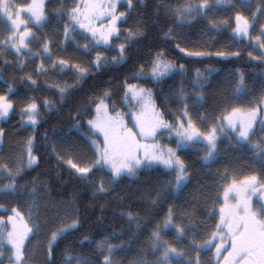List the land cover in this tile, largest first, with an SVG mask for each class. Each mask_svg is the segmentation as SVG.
<instances>
[{
    "label": "snow or ice",
    "instance_id": "obj_1",
    "mask_svg": "<svg viewBox=\"0 0 264 264\" xmlns=\"http://www.w3.org/2000/svg\"><path fill=\"white\" fill-rule=\"evenodd\" d=\"M124 2L127 3L129 11L134 7L133 0H72L70 6L60 3L49 13L47 0H0V53L14 54V59L3 60V65L6 68L12 63H17L19 70L23 72L27 62H34L39 58L41 62L35 67L37 76L46 75L49 67L53 71L59 69L62 74L71 72L72 83L49 85L57 88L60 102L64 103L66 97L81 88L90 76L110 67L123 65L132 59L133 45L138 44L139 38L144 35L142 24L138 23L135 28L125 29L122 42L113 43L114 40H120L122 33L119 25L125 22L129 14V11H120ZM224 4L231 5L232 0H185L173 10V14L178 24L201 18L207 19L210 29L230 27L234 38H247L254 42V47L264 50V22H260L261 18H264V0H259L250 16L236 11L231 19L209 18L210 11ZM236 6L243 8L249 5L247 0H239ZM61 19L64 20L62 38L58 31ZM53 21H56L57 31L44 33L42 29ZM257 23L258 32L252 35ZM172 34L173 29L169 28L163 35L167 40L172 38ZM77 37H81L85 43L79 44ZM57 42L60 53L67 52L69 43L74 44V51L88 57L87 64L76 58H66L64 55L54 58L53 47ZM175 47L186 57L239 56L238 52L218 51L213 54L189 51L181 47L179 42ZM110 52L115 54L109 59ZM249 56L264 63V51L259 56H253L252 52H249ZM48 61H51L50 65ZM134 69L132 75L126 76L121 85L123 97L120 108H117L115 103H108L113 93L106 88L89 97L84 113L77 109L72 115L71 119L75 122L72 128L77 132L85 127L81 124V116H90L83 133L92 151V158L87 163L78 161L71 154L65 156L58 153L55 146L52 149L57 152V159L68 166L76 179L89 183L93 196L113 192L119 181L125 177H137L143 169H162L168 179L143 195L150 198L149 209H156L169 200L175 201L192 179L190 165L181 154L187 155V150L201 146V167H210L219 158V144L224 136L227 137L230 147L255 153L253 160L259 164L261 173H264V118L259 116V113L264 111V95L255 101V106L247 109L236 106L230 110L224 108L219 115L211 119L207 128H203L207 117L201 114L194 118L192 113L196 108L190 107L189 104L191 101L193 105H204L203 89L208 78L198 68L192 82L193 88L197 89L195 98L193 99L183 85L175 92L173 102L178 105V110L173 120L165 119L164 111L155 102L153 89L138 81L161 83L166 77L177 73L183 76L186 71L185 64H177L168 59L161 48L152 54L150 63L134 65ZM208 71L210 75L213 70ZM20 79L27 81L31 86L38 83L32 74H25ZM0 80H3V77H0ZM244 87V77L241 73L236 84L237 97L243 93ZM13 95H16V90L8 83L7 91L0 92V120L8 118L15 111ZM167 99L170 97H166ZM42 105L49 112L55 108L54 102L48 98L43 99ZM40 109L41 102L35 97L26 98L20 108L22 125L35 130L40 123ZM257 121L259 128L256 126ZM165 132L170 141L174 140L175 147L160 143V137ZM3 136L4 130L0 128V143ZM33 145L34 137L29 136L14 166L0 162V174L6 175L8 179L7 183L0 185V196H12L19 192L28 197L26 213L20 207L13 206L6 220L0 216V264H3L5 252L8 253V264H29L26 242L41 228L38 221L40 200L43 196L38 181L33 179L31 187L27 183L21 185L17 182L23 179L25 169L38 166L39 157L34 154ZM94 173L100 175L92 179ZM219 178L228 181L227 168L219 173ZM258 184L264 192L261 177L254 172L243 179L233 178L225 183L222 187V200L220 188L217 189L215 197L209 196L212 207L207 209L208 220L204 221V224L211 230L205 232L202 239L197 238L193 213L185 209L181 215L188 218V223H176L177 210L174 204H170L162 222L156 223L148 237L149 247L155 256L151 264H201L203 252H211L215 257V264H264V202L254 203L250 195L257 191ZM0 208H4L3 203H0ZM44 211L60 215V202H54L50 206L46 202ZM121 216L126 218L128 231L135 236L142 227L139 214L127 211L122 212ZM60 225L50 230L47 235L46 247L43 250L46 256L44 264H55L59 242L66 239L67 234L78 231L82 221L79 215L65 214ZM132 225H135V229ZM173 230L176 241L185 240L191 234L186 247L181 248L164 238ZM114 239H119L115 232L103 235L94 242L90 236L85 235L79 242L82 250L73 252L71 248H66L62 253L61 264H94L93 256L96 258L95 264H118L116 253L124 247V242L114 244ZM93 244L94 247H90L91 255H84L85 245ZM192 253H195V256ZM134 264L149 262L140 259Z\"/></svg>",
    "mask_w": 264,
    "mask_h": 264
},
{
    "label": "trees",
    "instance_id": "obj_2",
    "mask_svg": "<svg viewBox=\"0 0 264 264\" xmlns=\"http://www.w3.org/2000/svg\"><path fill=\"white\" fill-rule=\"evenodd\" d=\"M185 0H133L134 7L129 11L127 3L124 2L120 11H129L125 22L120 23L121 29L120 40H114L118 44L123 40V32L128 28H135L139 23L144 26V35L139 38V43L133 45V56L127 63L119 66L110 67L107 70L90 76L83 86L72 92L66 97L64 103L60 102L57 88L49 87L48 73L46 75L35 74V67L39 64L38 60L27 62L23 72L19 70L17 63H12L5 68L3 60L12 61L14 54L0 53V92L7 91V84L10 83L16 90V95L12 96L16 104L15 111L4 120H0V128L4 130L2 143H0V162H7L14 166L19 159L21 148L29 136L34 137V154L39 157L38 166L32 169H25L23 179L17 182L21 185L27 183L31 186L33 179L43 180L46 193L50 200L61 199L69 205L72 213L79 215L82 226L78 231L67 234V238L59 242L56 248L55 264H61L62 253L66 248H71L73 252L81 251L80 240L83 236L88 235L93 240H98L103 235L115 232L119 239L112 240V243L119 244L124 242V247L116 253L118 264H134L135 261L143 259L151 262L155 259L149 244L148 237L157 222H162L164 214L167 212L170 204H174L177 210L176 223H188V218L182 216L186 209L193 213V220L196 226L197 238L202 239L203 234L210 231L205 227L204 221L208 220L207 209L212 207V200L209 196L215 197L217 189H221L225 183L219 178V173L225 168L228 169L229 178L240 179L251 175L255 172L261 177L264 184V173H261L259 164L253 160L256 155L250 151H241L230 146L221 147L218 153V160L210 167H201L199 154L193 150H187V155L182 153V158L190 165L192 179L185 190L180 193L179 197L173 201L169 200L162 203L156 209H149L150 198H145L143 194L149 192L154 186L158 187L168 179L163 174L162 169H143L137 177H125L115 186L114 191L103 196H93V189L87 181L76 179L66 164L57 159V152L65 156L71 154L78 161L88 148L83 145L81 139L70 141L67 137L72 136L76 129L72 128L75 122L71 119L77 109L82 113L86 111L87 101L104 89L112 91V98L109 104L114 103L113 98L119 97L118 101L122 103L121 85L126 76H131L134 71V65L139 66L141 63H150L152 54L159 49H163L170 60L177 64H185V73L181 76L179 73L166 77L161 83H150L144 80L138 81L145 87L153 89L154 98L157 106L164 111L165 118L174 119V114L178 110V105L173 102L175 92L181 85L186 91L194 97L197 89L193 88V77L198 68L208 79L204 84V105L190 104L195 107L196 111L193 116L200 113L206 117L219 115L224 108L230 110L231 107L250 108L255 106V101L264 95V63L260 60L252 59L253 56H259L262 51L248 39L234 38L232 29L224 27L220 30L210 29L207 19L197 18L194 21L178 24L173 10L181 6ZM259 0H250L248 7H238L239 0H232V4H224L209 12V18L215 20L231 19L236 11L250 16L251 12L256 9ZM47 4L48 11L58 7L60 3L70 6L72 0H52ZM125 7V8H124ZM261 21V20H260ZM59 21V35L63 36L62 23ZM263 22V21H262ZM234 27V20H233ZM47 33L57 31L56 21L49 25ZM169 28L173 29L172 38L165 39L164 32ZM179 42L181 47L189 51H202L206 53L238 52L239 56L218 57L215 55L204 57H186L179 53L175 45ZM59 45L58 42L54 44ZM35 47V46H34ZM74 53V47L71 43L67 46V52L64 53L66 58H76L80 62L87 64L88 57L80 52ZM115 53H108L109 59ZM94 55V54H92ZM209 69L213 71L209 75ZM147 70V69H146ZM243 74L245 87L243 93L236 96V84ZM25 74H32L37 79L36 86H31L27 81H21L20 77ZM67 80L72 83L71 72L64 74ZM7 81V83H5ZM135 82V81H134ZM263 83V84H262ZM27 97H35L41 102V118L36 129L30 126H23L20 117V108ZM166 97L170 99L166 100ZM48 98L53 101L55 108L49 112L43 108L42 101ZM120 108V107H119ZM90 116L83 114L80 118L81 124L85 125L82 130H86V121ZM32 132L31 134H29ZM82 145L86 147L83 149ZM57 152H53V147ZM92 155L88 157V162ZM100 173H94L92 179H96ZM6 175L0 174V185L7 183ZM22 194L14 195L20 197ZM154 195V192H153ZM117 197H122L119 199ZM218 210V205H217ZM132 211L138 213L141 219V229L136 232L135 236L128 231V224L125 217L121 216L122 212ZM150 217V218H149ZM209 223H212L209 221ZM135 229V225H132ZM169 242L178 245L181 248L186 247L187 241L191 239L189 234L185 240L176 241L175 232L170 231L165 237ZM90 247L85 245L83 254L91 255ZM157 256L159 253L156 254ZM195 256V253H192ZM211 252L201 254V264H209ZM95 264V257H92ZM46 260V259H45ZM212 264V261H211Z\"/></svg>",
    "mask_w": 264,
    "mask_h": 264
},
{
    "label": "rangeland",
    "instance_id": "obj_3",
    "mask_svg": "<svg viewBox=\"0 0 264 264\" xmlns=\"http://www.w3.org/2000/svg\"><path fill=\"white\" fill-rule=\"evenodd\" d=\"M249 1L250 0H247V2H249ZM55 8H57V7L55 6ZM262 21L264 22V18H261L260 22H262ZM0 24H2V21H0ZM63 24H64V22L62 23V26H63ZM48 29H50L49 26L42 29V31L44 33H47ZM258 29H259V23H257L255 28L253 29L252 35H256L258 32ZM62 31H63V27H62ZM77 41L81 45L85 43V41L81 37H77ZM252 43L254 44V42H252ZM71 45H72V47L75 48L74 44H71ZM34 50H35V47H34ZM75 52L76 51H74L73 54H75ZM53 55H54V58L58 55H64V53H60L59 45L55 46V50H53ZM36 60H38L39 63L41 62L39 58H37ZM50 64H51V61H48V65H50ZM49 70H52V69L49 67ZM48 82L51 85L56 84V83L63 84L65 82L70 83L67 80L66 76L59 71V69H56L51 73H48ZM192 94H194L193 91H192ZM122 97H123V94H122ZM118 98L119 97L113 98V102L116 104L117 108H119L121 106L119 104ZM191 103L192 102L190 101L189 104H191ZM245 109H247V108H245ZM121 110L126 111L127 109H121ZM199 115H201V114L200 113L196 114L194 116V118L199 116ZM214 116H216V115H214ZM259 116H260V118H264V111L260 112ZM212 118H214V117H211V116L207 117L205 119L202 127L207 128L209 125V122L211 121ZM256 126H257V128H259V122L258 121H257ZM84 132H85V130L80 129L79 132L75 131V133L72 136L67 137L70 141H77V140H75L77 138L81 139L84 142L83 145L87 146V148H88L87 154L85 155V152H84L83 156L81 158H79V160H81L80 162L86 161L88 159V157H90V155H92V151L89 148V143L87 141V137L85 135H83ZM31 133L32 132H30L29 134H31ZM254 140H255V138H254ZM160 143L165 144V145H169L171 147H175L174 140L173 141L169 140L167 132H165L160 137ZM83 145H82L83 149H86V147H84ZM222 146L223 147L229 146V142H228L226 136L221 138V141L219 144V149ZM200 148H201V146H196V148L194 149L199 154V157H200V155L203 154L202 152H200ZM23 150H24V146L21 148L20 155L23 152ZM19 158H20V156H19ZM25 159H26V156H25ZM82 163H87V162H82ZM232 179L233 178H231L228 181H225V183L230 182ZM240 179H243V177H240ZM240 179H238V180H240ZM37 181H38V184L40 186L41 195L43 196V199L40 200V205H41V207H40V219L38 221L41 224V228H40V231L31 238V240L26 242L27 243L26 255L29 258V264H44L46 256L44 255L43 250L46 247V239H47V235L49 234L50 230H54L56 227L61 226L60 221H61V218L65 214L75 215L74 213H72L71 209L69 208V205L66 204V202H64L63 200L62 201H60L61 199H54V201L50 200L48 197V194L45 192V186H44L45 182L43 180H37ZM261 184H262V182H261ZM260 188H261V185L258 184L257 185V191L255 193H250V195L253 197L254 203H255V201L264 202V192H262L260 190ZM27 199H28V197L26 194H22L20 197H16V199H14V195H12V196H0V203H3L5 206L4 208H0V216L4 217V219L6 220L7 216L11 214L10 211H11V208L13 206L20 207L26 213V209H27L26 201H27ZM221 200H222V195H221ZM46 202L48 203L49 206L54 202H60V206H61L60 215L57 216L51 212H45L44 211V205ZM7 256H8V253L5 252L4 257H3V264H8ZM210 258H211L212 264H215V257L213 256L212 253H211Z\"/></svg>",
    "mask_w": 264,
    "mask_h": 264
},
{
    "label": "bare ground",
    "instance_id": "obj_4",
    "mask_svg": "<svg viewBox=\"0 0 264 264\" xmlns=\"http://www.w3.org/2000/svg\"><path fill=\"white\" fill-rule=\"evenodd\" d=\"M263 84V83H262ZM5 207V206H4ZM7 207V206H6ZM8 208V207H7ZM11 212V211H10Z\"/></svg>",
    "mask_w": 264,
    "mask_h": 264
}]
</instances>
